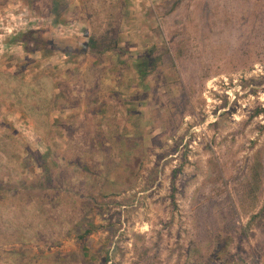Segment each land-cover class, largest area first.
Wrapping results in <instances>:
<instances>
[{"label": "rangeland", "instance_id": "374dc122", "mask_svg": "<svg viewBox=\"0 0 264 264\" xmlns=\"http://www.w3.org/2000/svg\"><path fill=\"white\" fill-rule=\"evenodd\" d=\"M52 5L0 0V264H264V0Z\"/></svg>", "mask_w": 264, "mask_h": 264}, {"label": "trees", "instance_id": "16d2710c", "mask_svg": "<svg viewBox=\"0 0 264 264\" xmlns=\"http://www.w3.org/2000/svg\"><path fill=\"white\" fill-rule=\"evenodd\" d=\"M52 1V12L57 14V5H58V0H51ZM23 39L25 40V42L28 41L29 37L27 35H24L23 36ZM103 39V44L106 45V43L108 44V40H104V38H101ZM94 39L93 38H89L88 41H86L85 44H83V48H90V49H93L95 48L94 47ZM99 51H102V49H100ZM155 59V58H154ZM153 60H151L150 58H147L145 61L141 62L140 64H138L137 66V71H138V74H139V77L140 78H144L146 77L149 73H150V70L151 68L154 66L153 65ZM42 101V104H43V108L44 110L46 109H49V112L51 111L52 107L54 108V103L55 102V97L52 98H45L43 96V99L41 100ZM38 107V103H37V106L35 107V109H37ZM38 113H41L42 111L41 110H37ZM102 144V143H101ZM103 145H99L98 142H95L94 143V148L93 149H90L88 151V155L86 156V160L85 162L87 163V165L90 163H93L91 164V166H87L86 164H83L82 165V168L83 170H87V171H90V167H93V169H95V166H94V158H93V155L96 153L97 150H99ZM49 152L45 155V156H41V158L43 159L44 163L41 165L42 169H44V172L45 174L48 175L47 173V170H48V165L46 163L47 161V158L49 157ZM139 162V158L135 157L134 158V163H127V175L125 176L124 180L122 181V183H124L125 185H121V184H118L114 187H108L107 184L109 182H112V183H115V180L112 179L110 176H109V173L106 174L103 178L104 181H98L95 177H96V174L95 173L94 175H92L90 172H87L90 176H92V188L90 189L91 190V194L88 195V199H87V204L89 206H91V204H96L98 206L101 207L100 204H97V201L100 199V198H106L108 196H112V198H114V196H117L119 195L120 193L122 192H125L126 190L134 187V184L136 183L135 182V177H136V169H137V164ZM96 165V164H95ZM159 169H156L155 173L157 174ZM48 180V177L45 179V181ZM33 182H21V184H17V187H14L11 185V187L7 188L8 191H11V194L12 196H16V195H19V194H22L23 191H27L29 190V185H31ZM43 183V182H42ZM96 184L98 186H96ZM33 185V184H32ZM4 187L6 189V185H0V191L2 193L3 190H4ZM41 188H44V185L41 184ZM35 189L34 185H33V190ZM20 190V191H19ZM44 202H47L46 199L44 200ZM50 204H52L50 202ZM85 221H88L89 219L88 218H83ZM91 232V229L90 228H85L84 227V230L82 233H80L77 238L80 239V240H83L85 238L86 235H88L89 233Z\"/></svg>", "mask_w": 264, "mask_h": 264}]
</instances>
